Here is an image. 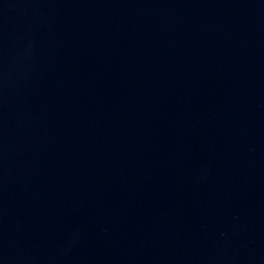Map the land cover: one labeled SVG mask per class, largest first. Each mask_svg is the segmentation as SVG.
<instances>
[{
	"label": "water",
	"instance_id": "water-1",
	"mask_svg": "<svg viewBox=\"0 0 264 264\" xmlns=\"http://www.w3.org/2000/svg\"><path fill=\"white\" fill-rule=\"evenodd\" d=\"M0 264H264V0H0Z\"/></svg>",
	"mask_w": 264,
	"mask_h": 264
}]
</instances>
